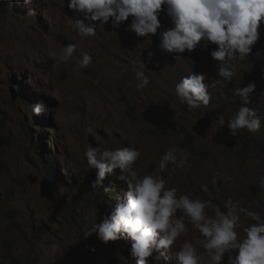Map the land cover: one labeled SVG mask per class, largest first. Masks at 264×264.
Returning a JSON list of instances; mask_svg holds the SVG:
<instances>
[{"label":"rangeland","instance_id":"rangeland-1","mask_svg":"<svg viewBox=\"0 0 264 264\" xmlns=\"http://www.w3.org/2000/svg\"><path fill=\"white\" fill-rule=\"evenodd\" d=\"M78 18L66 0H33L20 6L18 13L0 6V254L9 248L12 255H33L41 264H76L81 240L78 224L91 228L110 212L89 204V196L99 190L91 187L95 170L83 156L85 145L92 144L89 127L97 134L92 145L101 151L137 148L141 157L134 168L141 176L157 169L169 148L180 149L178 157L188 158L185 168L169 163L160 173L168 181L166 187L191 193L192 199L211 201L221 211H226L224 204L230 198L264 217V153L260 148L264 127L255 134L243 130L232 137L227 121L222 126L216 119L221 113L226 120L235 114L241 102L233 90L249 82L256 83V95L248 106L264 116V95H260L264 92L263 30L259 65L234 62L237 75L233 81L210 88L209 105L189 109L174 91L181 78L204 72L208 83L221 79L203 58L196 59L186 50L177 60L161 51L158 36L137 37L125 31L131 17L116 29L111 21L104 25L97 21V34L82 38L70 20ZM159 19L163 28L158 32L172 26L165 12ZM67 43H76V52L67 62H55L53 54L58 56ZM214 47L206 49L207 59ZM148 52L153 53L150 62ZM81 53L92 56L87 68L78 67ZM142 59L146 68L140 67ZM136 71H143L150 80L139 91ZM40 101L49 106L46 116L39 115L46 120L44 124L32 112ZM209 114L212 126L205 139H198L192 127ZM244 142L250 143L251 151L238 155ZM41 154H53L54 162L40 161ZM118 173L117 169L110 175ZM48 176L56 185L51 200L39 195L40 183ZM29 177L37 178L36 182L32 184ZM117 186L124 187L123 183ZM206 211L214 215L213 208ZM240 223L243 227L254 221L240 213ZM238 231L243 235L242 228ZM201 239L189 225L187 234L176 240L177 246L168 250V263L154 253L150 264H179L175 253L185 241L192 242L203 256ZM124 260L134 261L130 253Z\"/></svg>","mask_w":264,"mask_h":264},{"label":"clouds","instance_id":"clouds-1","mask_svg":"<svg viewBox=\"0 0 264 264\" xmlns=\"http://www.w3.org/2000/svg\"><path fill=\"white\" fill-rule=\"evenodd\" d=\"M32 3L33 0H0L1 8L10 13H18L20 6ZM66 3L79 17L70 20L82 38L95 36L99 24L111 21L112 28L116 29L131 17L125 31L137 37L158 36L161 51L173 54L177 60L186 50L196 58L205 53L209 45H214L209 54L217 62L216 75L221 79L208 83L204 72H192L175 84L177 99L189 109L209 105L212 100L209 89L233 81L237 75L234 62L247 59L260 42L262 30L264 32V0H66ZM162 12L170 18L172 26L158 32L163 28L159 19ZM29 14L34 15V9H30ZM97 21L99 24L95 23ZM76 49V43H67L53 58L57 63L67 62ZM152 56L153 53L148 52L149 62ZM92 63L91 55L80 54L79 68H87ZM140 67L146 68L145 60H141ZM135 75L138 91L149 85L150 80L143 71H136ZM255 89V82L236 87L233 95L240 98L241 106L227 120L222 113L217 116L222 126L227 121L230 136L236 137L241 130L255 134L264 127V116L248 106L256 95ZM14 97H17L16 89ZM48 110L49 106L43 101L32 107L40 124L46 120H40L39 115L46 116ZM87 132L93 144L97 134L91 127ZM92 144L85 145L83 156L88 167L95 170L91 187L99 190L89 196V204L98 209L93 203L97 199L102 205L99 209L106 208L110 212L100 223L92 225L90 233L97 235L98 238L93 237L98 243L112 241L111 247L121 246L123 264H150L154 253L157 259L168 262V250L174 248L181 235L187 234L189 225L202 238L199 243L209 257L207 264H264V217L258 212L241 207L230 198L224 204L226 211H221L211 201L192 199L191 193H179L175 187H166L168 181L160 173L169 163L185 168L188 158L186 155L178 157L180 149L169 148L160 157L158 168L141 176L134 168L141 157L137 148L126 146L101 151ZM117 169V176L110 175ZM119 183L124 185L121 190ZM52 184L56 188L55 182ZM261 187H264V178ZM210 207L214 215L206 211ZM240 213L254 223L242 227ZM241 228L243 235L238 231ZM129 253L134 261L124 260ZM175 256L179 264H201L197 249L189 241L181 245Z\"/></svg>","mask_w":264,"mask_h":264},{"label":"trees","instance_id":"trees-1","mask_svg":"<svg viewBox=\"0 0 264 264\" xmlns=\"http://www.w3.org/2000/svg\"><path fill=\"white\" fill-rule=\"evenodd\" d=\"M205 56L206 54L203 53L202 55H197L196 58H203V61L206 62L208 69L216 70L215 65L217 62L212 60L211 57L207 59ZM261 57L262 50L260 48V42L258 41L253 47L249 57L242 62L245 64L250 63V66L251 64L258 66ZM244 143V147L240 148V151L237 152L238 155L250 153L252 146H250V143L248 142ZM260 148L264 153V145ZM52 159L53 154H49V156L41 154L39 158L40 161H52L53 163L54 160ZM45 179L52 183L55 182L54 178L51 176H48ZM93 203L98 208H101L102 206L97 199L93 200ZM90 230L91 229L89 227L85 226V223L78 224V233L80 234L81 240H78V253L75 260L76 264H123L121 259L123 256L120 254L123 252L121 246L111 247L112 241L108 242L107 244L98 243L90 233ZM4 250H6L4 254H0V264H41L37 262L33 255L32 257L19 258L17 255H12L9 248H5Z\"/></svg>","mask_w":264,"mask_h":264},{"label":"water","instance_id":"water-1","mask_svg":"<svg viewBox=\"0 0 264 264\" xmlns=\"http://www.w3.org/2000/svg\"><path fill=\"white\" fill-rule=\"evenodd\" d=\"M211 126L212 119L210 116H206L205 118L200 119L197 124L192 127V133L199 139H205ZM29 180L33 184L36 182L37 178L29 177ZM39 195L40 197L47 198L48 200L53 199L55 195V188L53 184L46 179L42 180L40 183Z\"/></svg>","mask_w":264,"mask_h":264},{"label":"bare ground","instance_id":"bare-ground-1","mask_svg":"<svg viewBox=\"0 0 264 264\" xmlns=\"http://www.w3.org/2000/svg\"><path fill=\"white\" fill-rule=\"evenodd\" d=\"M193 236V235H192ZM183 238V237H182ZM182 238L180 239V240H182ZM185 238V237H184ZM195 238V237H194ZM200 239H201V237H200ZM195 242V241H194ZM178 244V243H177ZM200 244V243H199ZM194 245V244H193ZM201 245V244H200ZM177 246V245H176ZM173 248V247H172ZM177 248V247H176ZM202 248V247H201ZM179 250V249H178ZM200 250V249H199ZM198 251V250H197ZM175 253V252H174ZM198 253V252H197ZM201 253H202V251H201ZM169 254V253H168ZM171 254V253H170ZM199 255V254H198ZM202 255V254H201ZM174 256V255H173ZM173 256H172V258H173ZM170 257V256H169ZM201 257V264H207V258H208V256H207V254L205 253V251H204V255L203 256H200ZM162 261V260H161ZM176 261V260H175ZM173 262V261H172ZM162 263V262H161ZM168 263V262H167ZM171 263V262H170ZM175 263V262H174ZM176 263H177V261H176ZM164 264V263H163ZM166 264V263H165Z\"/></svg>","mask_w":264,"mask_h":264}]
</instances>
